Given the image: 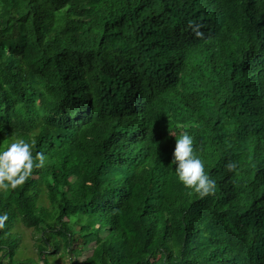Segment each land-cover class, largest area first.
Returning <instances> with one entry per match:
<instances>
[{
	"label": "trees",
	"instance_id": "obj_1",
	"mask_svg": "<svg viewBox=\"0 0 264 264\" xmlns=\"http://www.w3.org/2000/svg\"><path fill=\"white\" fill-rule=\"evenodd\" d=\"M185 131L211 195L176 178ZM17 138L45 159L0 190V264H264V0H0Z\"/></svg>",
	"mask_w": 264,
	"mask_h": 264
},
{
	"label": "clouds",
	"instance_id": "obj_2",
	"mask_svg": "<svg viewBox=\"0 0 264 264\" xmlns=\"http://www.w3.org/2000/svg\"><path fill=\"white\" fill-rule=\"evenodd\" d=\"M35 140L17 138L0 147V190L5 192L21 186L36 167L45 159L42 153L33 155ZM172 163L179 182L191 192L205 197L216 191V180L205 171V165L194 147V138L187 131L176 138ZM230 163L229 168H234ZM7 213L0 214V227L7 220Z\"/></svg>",
	"mask_w": 264,
	"mask_h": 264
},
{
	"label": "rangeland",
	"instance_id": "obj_3",
	"mask_svg": "<svg viewBox=\"0 0 264 264\" xmlns=\"http://www.w3.org/2000/svg\"><path fill=\"white\" fill-rule=\"evenodd\" d=\"M100 219L102 220V216L101 215H100ZM21 231H22V234H23V242H24V244L29 246V248L25 250L26 254L29 255V256L37 257V255L34 254L33 251H36L34 244H35V239H36L38 234H35V231H34L33 228L21 227ZM90 252H91V250H86L84 255L80 256V259H84L88 254H90ZM52 258H53V263H51V264H69L70 263L69 262L70 258L67 255L61 256L60 254H56Z\"/></svg>",
	"mask_w": 264,
	"mask_h": 264
}]
</instances>
